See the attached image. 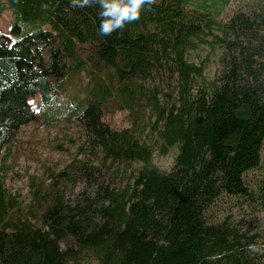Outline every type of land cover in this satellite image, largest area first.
Returning <instances> with one entry per match:
<instances>
[{"label": "trees", "instance_id": "1", "mask_svg": "<svg viewBox=\"0 0 264 264\" xmlns=\"http://www.w3.org/2000/svg\"><path fill=\"white\" fill-rule=\"evenodd\" d=\"M230 1L154 0L105 36L91 0H0L14 36L0 40V160L26 123L79 130L62 167L27 172L26 201L0 178V264H80L81 250L97 264H264L253 235L211 215L224 195L264 210V0L220 21ZM206 42L223 49L212 79L187 58ZM116 112L126 125L105 120ZM151 134L162 154L177 146L169 170Z\"/></svg>", "mask_w": 264, "mask_h": 264}, {"label": "rangeland", "instance_id": "2", "mask_svg": "<svg viewBox=\"0 0 264 264\" xmlns=\"http://www.w3.org/2000/svg\"><path fill=\"white\" fill-rule=\"evenodd\" d=\"M242 0H231L218 15L220 21H225L231 12ZM13 19L11 11L6 8L0 12V40L2 34L10 36L13 41L14 36L10 33V22ZM211 35L207 36L208 41ZM214 44V43H213ZM211 42L200 44L197 48L191 49L187 58L195 63H202L203 74L208 79H212L221 74L223 65L220 56L223 51L217 44ZM45 59L49 60L46 48L42 50ZM88 78L86 76L77 81H73L69 88V99L73 102L80 98L84 88H88ZM173 96V94H171ZM123 113L116 112L113 115L106 114L105 120L117 125H126L123 122ZM78 127L75 123L64 119H57L49 126L42 121L29 122L22 125L15 133L16 142L11 144L5 158L0 160V178L9 189V192L18 195V200H27V172L39 176L45 167L60 168L72 156L75 150V141H79ZM148 142L155 145L153 161L163 170H169L177 154V146L171 147L167 153L162 154L158 149V142L151 134ZM264 165V164H263ZM257 169L251 171L250 176L255 179ZM84 187L83 182L75 185L68 183L65 186L67 197H76L78 192ZM211 215L214 218H229V223L239 232H246L254 236V243L260 251H264V210L260 209L257 203L248 201V198L236 200L227 195L216 199L211 207ZM249 245V246H250ZM248 246V248H249ZM251 253L258 254V251ZM80 264H97L96 259L87 250L80 252Z\"/></svg>", "mask_w": 264, "mask_h": 264}, {"label": "clouds", "instance_id": "3", "mask_svg": "<svg viewBox=\"0 0 264 264\" xmlns=\"http://www.w3.org/2000/svg\"><path fill=\"white\" fill-rule=\"evenodd\" d=\"M91 3H99L102 11L100 24L101 34L110 35L116 29H122L126 23L139 19L142 8L150 6L154 0H91ZM72 4L83 7L90 5V0H72ZM252 251H260L255 245H250Z\"/></svg>", "mask_w": 264, "mask_h": 264}]
</instances>
